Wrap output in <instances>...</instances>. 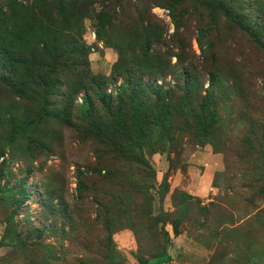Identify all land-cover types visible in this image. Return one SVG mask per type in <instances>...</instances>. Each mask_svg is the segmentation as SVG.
<instances>
[{
	"label": "rangeland",
	"instance_id": "obj_1",
	"mask_svg": "<svg viewBox=\"0 0 264 264\" xmlns=\"http://www.w3.org/2000/svg\"><path fill=\"white\" fill-rule=\"evenodd\" d=\"M164 1L76 0L66 21L44 7L70 29L55 61L14 10L38 0H0L16 54L42 59L0 66V264H264V0L243 2L254 38L206 0L175 22ZM206 109L199 136L190 114Z\"/></svg>",
	"mask_w": 264,
	"mask_h": 264
},
{
	"label": "trees",
	"instance_id": "obj_2",
	"mask_svg": "<svg viewBox=\"0 0 264 264\" xmlns=\"http://www.w3.org/2000/svg\"><path fill=\"white\" fill-rule=\"evenodd\" d=\"M80 1V0H79ZM186 1H191V0H165L164 1V5L167 7V9L169 10L171 17L173 19V21L175 22L176 20V13L178 12V7L181 6L182 3L186 2ZM209 3V6L211 7L212 11H216L219 12L222 16H224L226 18V20H230L234 25H236L239 30H242L243 32H245L246 34H248L251 38H254V32L252 31V27L250 26V24H252L251 22L249 23V21L252 19L254 20V22L259 21L257 20V18H255L253 16V12H254V4H250L248 3L246 6L243 5L244 1L247 0H242L240 1V3H238V5L236 6H232L230 4L232 3H227L226 0H206ZM76 3V0H38L37 2V6H38V10L33 11V7L29 6V11L26 10L27 7L22 6V4L18 3L19 7L15 10V12H17L18 14L24 15V19L30 21V23L34 24V35L37 34V36H33V38L35 39V46L33 47V49L36 50L37 45L39 43H42V47L37 48V50L40 51V53H44V51H46L47 54H45V56H40L43 60L44 59H54V55L49 53V50L51 49V41L54 42V44L56 45V47L58 48L59 44H64L66 42V37H67V32L70 31V29L66 26L62 27L63 31L60 35L57 34V31L55 32V30L53 28H51L52 26V20L50 19L51 17H49V15H45V10L46 8L44 7H49V6H55L54 8L56 9V14L59 16V18H62L63 21H66L63 19L64 17V12L67 11V8L70 7V13L71 10L74 9V5ZM75 14V11H74ZM73 14V16H74ZM37 16H41V18L37 17ZM99 16V20L101 21L103 15L98 14ZM27 17H29V19H27ZM178 17H180V14L178 15ZM252 17V18H251ZM105 18V16H104ZM23 19V20H24ZM5 28V27H4ZM18 30L21 29V26H17L16 27ZM197 33L199 34V36H197V44L199 49L201 50V52H203V46L202 43L200 42V38L203 37V33L204 30L199 27L197 30ZM14 34L16 35V33L14 32ZM197 34V35H198ZM72 36L70 37L69 41L72 43L71 41ZM19 40L18 38H14V41L11 42V36L9 34V31H0V66L5 67V65H8L10 62V60L14 61V63L18 64V65H23L25 62H29V60H26L23 55L21 54H16V50L14 47H17ZM86 44H91V41H85ZM85 42H80V45L83 49V55H86V51L84 49L87 48ZM20 43V42H19ZM69 52V51H67ZM71 50H70V54H71ZM73 53V52H72ZM33 56V54H32ZM41 58H38L37 56H33V60L32 63L29 62L30 64H35L40 66L41 65ZM56 61V59H54ZM56 63V62H55ZM190 75V72H189ZM190 78V76H189ZM211 85H212V75L211 78L209 77V81H208V86L207 89H205L206 95H204V99H203V103L205 105H212L214 104V97H213V92L211 89ZM154 94L156 95V100H158L157 95H162V91L159 87H156V90H153ZM122 90L118 91L117 95L115 96V100H116V104L119 107L120 104H122V99L124 98L123 92ZM96 97L98 100L103 101L105 100V98H107L106 94H104V92H96ZM166 94V95H165ZM163 95L167 96V91H164ZM164 96V97H165ZM209 96V97H208ZM130 101L131 98L128 97ZM181 98L185 101V93H182ZM161 101V99H159ZM107 101V100H105ZM163 106L158 105L159 109L158 111L154 114L153 116V123L154 125H156L157 127L162 128L164 125H166V122L168 120V110L166 107L169 106V103L167 102V100L165 101H161ZM186 103V102H185ZM212 109V108H211ZM206 109L204 111H202L201 113H196L193 112L190 114L191 119L193 121V127L196 131V133L199 136H205L207 133V128L209 126H213L216 122V115L214 113H212V110ZM208 113V114H207ZM134 123L135 124H139V118L138 116L134 117ZM263 181V179H262ZM261 181V182H262ZM263 187H264V181L263 183H261V187H259V195H261L262 191H263ZM263 198V196H261ZM174 224V223H173ZM175 225V224H174ZM163 234L166 235V233L164 232ZM109 239V238H108ZM249 255H251L249 253ZM164 254H160L157 257L162 258L164 257ZM249 262V260H248ZM137 264H147V261L142 259V258H138L137 259ZM249 264V263H248ZM255 264V263H254Z\"/></svg>",
	"mask_w": 264,
	"mask_h": 264
},
{
	"label": "crops",
	"instance_id": "obj_3",
	"mask_svg": "<svg viewBox=\"0 0 264 264\" xmlns=\"http://www.w3.org/2000/svg\"><path fill=\"white\" fill-rule=\"evenodd\" d=\"M216 155L217 154L210 153V155L207 156V161H218V158L216 157Z\"/></svg>",
	"mask_w": 264,
	"mask_h": 264
},
{
	"label": "built area",
	"instance_id": "obj_4",
	"mask_svg": "<svg viewBox=\"0 0 264 264\" xmlns=\"http://www.w3.org/2000/svg\"><path fill=\"white\" fill-rule=\"evenodd\" d=\"M91 37H93V34L91 33Z\"/></svg>",
	"mask_w": 264,
	"mask_h": 264
}]
</instances>
